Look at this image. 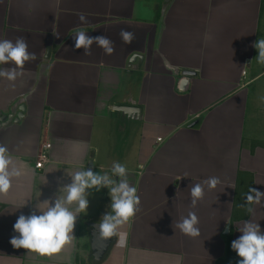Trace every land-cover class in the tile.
Instances as JSON below:
<instances>
[{
	"label": "crops",
	"instance_id": "crops-1",
	"mask_svg": "<svg viewBox=\"0 0 264 264\" xmlns=\"http://www.w3.org/2000/svg\"><path fill=\"white\" fill-rule=\"evenodd\" d=\"M263 2L0 0V39L23 37L37 57L16 81L0 78V144L24 173L0 195V264H234L227 247L242 223L264 231V201L251 205L254 214L240 207L250 187L264 192V86L249 88L264 76L254 47ZM121 30L134 33L132 43L123 42ZM78 31L108 37L114 52L93 44L91 55L83 54L74 47ZM114 106L140 112L128 118ZM43 143L50 144L49 162L37 169ZM99 154L106 164L95 165ZM113 162L127 168L141 201L119 229L124 247L115 243L93 260L87 223L111 211L107 188L90 190L74 239L61 252L13 247L18 217L64 195L68 173L111 174ZM210 177L220 183L205 185L192 207L191 187ZM189 212L198 217L199 237L175 227Z\"/></svg>",
	"mask_w": 264,
	"mask_h": 264
},
{
	"label": "clouds",
	"instance_id": "clouds-1",
	"mask_svg": "<svg viewBox=\"0 0 264 264\" xmlns=\"http://www.w3.org/2000/svg\"><path fill=\"white\" fill-rule=\"evenodd\" d=\"M79 19L82 23H87L84 15H80ZM120 36L126 44L132 43L135 39L134 33L127 30H121ZM73 39L75 49H83L85 55H91L93 44L101 47L107 55L114 52L113 42L104 35L92 37L85 31H78ZM254 47L258 49L259 60L264 62V39L256 41ZM36 59V54L28 51V44L23 37H17L14 42L0 39V65H11L8 68H0V78L10 82L16 81L23 75L26 62ZM110 171L111 174L108 172L101 174L89 168L68 173L71 183L60 188L63 189L64 195H57L54 202L47 200L37 203L36 209L30 215L21 214L18 217L13 225L14 232L18 235H13L10 239L13 247L26 249L40 256H52L61 252L66 246L71 245L74 239L73 232L78 214L85 213L89 206L90 190L99 191L101 188L109 189L111 211L105 213L95 227L102 239L118 237L117 245L124 247L127 242L126 234L119 229L140 210L141 201L136 187L129 183L128 170L123 164L113 162ZM23 174L21 166H18L8 154L7 147L0 144V195H6L12 187L13 178H20ZM219 183L217 177H210L203 183L194 184L190 189L192 207L204 198L205 185L211 190ZM262 201L264 192L250 187L240 207L247 206V211L254 214L251 205H260ZM72 206H75L74 210ZM198 223L195 212H189L176 223L175 227L183 234L196 238L200 236ZM227 223L232 224L231 221ZM238 231L241 235L231 243L232 250L240 258L238 264H264V231L261 230L259 223L246 220Z\"/></svg>",
	"mask_w": 264,
	"mask_h": 264
},
{
	"label": "water",
	"instance_id": "water-1",
	"mask_svg": "<svg viewBox=\"0 0 264 264\" xmlns=\"http://www.w3.org/2000/svg\"><path fill=\"white\" fill-rule=\"evenodd\" d=\"M169 1L170 0H164V4H167ZM133 58L134 56H132V59ZM183 74L193 75L194 72H191L189 70H184ZM24 109H25L24 105H21L19 107L20 111L17 114V117L15 118L16 121L22 118ZM113 109L117 111L118 113H121L122 116L127 115L128 118L134 117L135 114L140 112L139 109H136L135 107H130V106H114ZM89 165L91 166L90 160H89ZM98 224H99L98 222H93V221L87 223V225L90 227L92 256H93V260L96 262H100L104 258V256L110 250L111 246L116 243L117 238H118L114 236V237L108 238L107 240L102 239L99 236L98 229L95 227ZM227 229L228 227L225 228V232H227Z\"/></svg>",
	"mask_w": 264,
	"mask_h": 264
},
{
	"label": "rangeland",
	"instance_id": "rangeland-1",
	"mask_svg": "<svg viewBox=\"0 0 264 264\" xmlns=\"http://www.w3.org/2000/svg\"><path fill=\"white\" fill-rule=\"evenodd\" d=\"M260 39H264V2H263V11H262V13H261V21H260V33H259V37L257 38V41L258 40H260ZM256 52L258 53V49L256 50ZM257 56H258V54H257ZM132 58V57H131ZM263 64V63H262ZM261 66H263V65H261ZM259 84V85H258ZM263 86H264V76L263 77H261L258 81H256L255 83H253L249 88H250V90L254 87V90H256V93H257V89H263ZM263 94H264V91L263 90H261V94L259 95V96H263ZM249 109H247V112H249L248 111ZM255 112H257V111H255ZM261 111H259V113H258V116H260L261 118H259V124H260V127H264V123H263V120H264V112H262V113H260ZM247 117V116H246ZM250 119L248 120V123H250ZM14 132H17V130L16 131H13V133ZM7 133H9V132H7ZM130 153H131V151L129 152V155H130ZM105 155L106 154H99L98 155V160L99 161H97L96 163H95V165H98V162H100L101 164H106L107 162H106V157H105ZM94 172H98V173H100V171L98 170V169H94ZM108 189V188H107ZM108 191H109V189H108ZM109 193V192H108ZM244 203V202H243Z\"/></svg>",
	"mask_w": 264,
	"mask_h": 264
},
{
	"label": "built area",
	"instance_id": "built-area-1",
	"mask_svg": "<svg viewBox=\"0 0 264 264\" xmlns=\"http://www.w3.org/2000/svg\"><path fill=\"white\" fill-rule=\"evenodd\" d=\"M242 73L245 74V71H243ZM158 140H160V138H158ZM49 148H50L49 143H43L41 145V149L34 163L35 168L43 169L44 165L49 162Z\"/></svg>",
	"mask_w": 264,
	"mask_h": 264
},
{
	"label": "trees",
	"instance_id": "trees-1",
	"mask_svg": "<svg viewBox=\"0 0 264 264\" xmlns=\"http://www.w3.org/2000/svg\"><path fill=\"white\" fill-rule=\"evenodd\" d=\"M227 252H229V256H232V257H231V258H233L232 262H233L234 264H238V260H239V258H237L235 252L232 250V248H231L230 245L227 247Z\"/></svg>",
	"mask_w": 264,
	"mask_h": 264
}]
</instances>
